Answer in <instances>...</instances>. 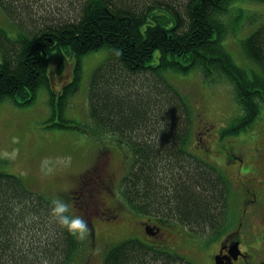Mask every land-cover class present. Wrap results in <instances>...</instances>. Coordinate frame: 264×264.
Segmentation results:
<instances>
[{
	"label": "trees",
	"instance_id": "trees-1",
	"mask_svg": "<svg viewBox=\"0 0 264 264\" xmlns=\"http://www.w3.org/2000/svg\"><path fill=\"white\" fill-rule=\"evenodd\" d=\"M179 1L172 7L146 6L142 0H84L77 17L69 15L77 11L69 6L68 12L60 11L64 17L47 19L33 0H0L20 30L11 38L0 26V104L10 100L29 105L41 86L49 89L47 64L53 50L60 59L63 52L76 54L73 86L81 78L82 56L109 50L90 79L91 122H63L61 115L57 127L97 141L109 137L131 149L123 204L153 223L154 235H147L146 243L139 236L117 243L106 252L103 264H189L159 240L167 226L187 224L194 237L209 242L231 226L230 181L204 157L206 152L196 156L188 151L192 113L181 108L182 96L165 75L198 71L209 83H231L241 117L224 127L220 138L247 131L264 106V23L242 42L250 63L246 69L224 45L230 30L222 17L234 0ZM20 21L29 22L33 31L24 32ZM104 187L98 188L99 198L109 193ZM51 200L28 190L20 177L0 171V264H72L78 254L89 255L90 247L84 249L86 244L52 222ZM109 208L104 218L121 224L123 211Z\"/></svg>",
	"mask_w": 264,
	"mask_h": 264
},
{
	"label": "rangeland",
	"instance_id": "rangeland-1",
	"mask_svg": "<svg viewBox=\"0 0 264 264\" xmlns=\"http://www.w3.org/2000/svg\"><path fill=\"white\" fill-rule=\"evenodd\" d=\"M83 2L33 0L34 5L43 9L40 14L47 19H59L63 15L60 11L68 12L69 6L77 10L75 15L69 14L75 18L80 13L78 4ZM178 2L142 0L146 6L171 3L173 7ZM13 18L0 6V26L11 38L17 37L20 32L16 23L12 22ZM222 18L230 30L225 47L239 66L248 69L250 63L243 54L242 42L264 23V4L234 0L229 12ZM23 23L20 24L24 32L33 31L29 22ZM108 57L107 48L82 56L79 68L81 78L77 86H73L78 67L76 54L73 51L63 52L60 59L58 50H53L47 64L49 89L41 86L34 102L29 105H17L10 100L0 104V171L20 177L32 192L71 202L76 214L88 221L90 232L87 240L80 245L86 244L84 249L90 247L89 255L78 254L72 264H103L105 254L112 246L132 236L145 237L143 227L147 233L150 230L145 225L147 218L125 206L121 196L123 179L132 166L131 149L109 137L97 141L83 132L57 127L61 123V115L63 122L68 120L82 125L91 122L88 113L90 79ZM165 77L182 96L181 108L187 107L192 113L188 151L193 155L206 152L204 157L212 160L230 181V231L241 230L243 234L252 231L260 223L259 215L264 212V106L250 129L221 139L222 129L241 117V107L235 99L232 84L228 81L209 83L198 71L187 75L167 73ZM105 161H109L115 172L114 181L109 184V193L105 194L107 205L119 207L124 216L123 228L116 235L110 225H115L117 219H111L107 225L101 215L94 216L103 210L95 202L104 179L101 167ZM81 177L82 181L78 183L77 179ZM255 191L260 192V207L247 202L248 193ZM148 225L154 224L149 222ZM167 227L168 231L159 240L165 246L173 247L172 250L189 264H206V254L217 250L216 240L209 242L194 237L187 224L175 223Z\"/></svg>",
	"mask_w": 264,
	"mask_h": 264
},
{
	"label": "flooded vegetation",
	"instance_id": "flooded-vegetation-1",
	"mask_svg": "<svg viewBox=\"0 0 264 264\" xmlns=\"http://www.w3.org/2000/svg\"><path fill=\"white\" fill-rule=\"evenodd\" d=\"M101 171L104 175L102 179V184L107 191H109V184L114 181L115 172L109 161H105L101 167ZM82 177L77 179V182H81ZM100 196V194H99ZM97 198L98 207L102 208V212L95 215H101L104 218L111 212V208L107 205V196ZM260 197V192L255 191V193L249 192L247 195V202L253 204L254 207H260L261 201L258 199ZM252 212V211H251ZM123 215V214H121ZM124 216H122L121 224H123ZM260 223L253 227L252 231L247 233H241V230L232 232L229 228L221 235L220 238L216 240L217 250H211L206 257L208 258V263L206 264H264V212L259 215ZM106 224H109V219H106ZM105 224V225H106ZM107 224V225H108ZM119 225H110L111 231L116 235L122 230ZM145 225L150 228L147 231L144 230L143 234L145 237H140L144 243H146L147 235H154L153 229L145 222ZM170 240V239H169ZM179 240H182L179 238ZM215 247V248H216Z\"/></svg>",
	"mask_w": 264,
	"mask_h": 264
},
{
	"label": "clouds",
	"instance_id": "clouds-1",
	"mask_svg": "<svg viewBox=\"0 0 264 264\" xmlns=\"http://www.w3.org/2000/svg\"><path fill=\"white\" fill-rule=\"evenodd\" d=\"M116 54L119 56L121 52L117 50ZM49 215L52 222L73 239L79 242L87 240L90 232L88 221L82 215L76 214L71 202L59 197L52 199Z\"/></svg>",
	"mask_w": 264,
	"mask_h": 264
}]
</instances>
